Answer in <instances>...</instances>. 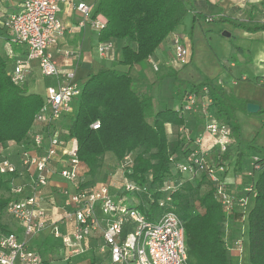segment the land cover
<instances>
[{
	"label": "built area",
	"instance_id": "1",
	"mask_svg": "<svg viewBox=\"0 0 264 264\" xmlns=\"http://www.w3.org/2000/svg\"><path fill=\"white\" fill-rule=\"evenodd\" d=\"M58 3L73 5L80 15L79 27L89 26L100 32L106 25L101 14L92 16L85 0H21L17 9L2 22L8 46L22 49L7 72L11 83L20 89L27 88L33 64L40 76L50 83L45 88L42 105L34 115L27 144L0 145V176H12L10 192L13 199L6 207L5 216L16 225V230L7 224L8 230L0 231V264H42L39 253L28 243L47 228L57 242L58 255L62 254L67 264H73L72 259L76 257L85 260V264H187L183 224L170 206L172 194L180 188L181 181H167L147 193L144 187L126 177L132 166V157L126 155L118 164L122 184L114 192L107 183L80 189L83 173L77 157V142L63 137L61 123L72 113L73 102L81 90L75 72L59 70L50 51L66 31L58 17ZM172 45L175 59L185 65L188 49L177 37L173 38ZM113 50L111 42L97 46L100 56ZM206 94L203 88L201 96L192 91L183 95L180 112H196L197 108H202L207 121L204 131L192 139L190 152L174 165V170L190 180L204 174L214 188L216 201L230 215L235 207L244 209L246 199L236 198L226 189L224 162L217 164L210 153L215 149L218 155H223L232 140L228 126L207 114L205 108L210 105V100ZM98 128V122L91 125L93 130ZM180 132L181 138L189 142V131L182 129ZM205 134L210 145L207 150L203 148ZM256 161L254 158L250 173L258 169ZM54 175L75 189L63 192L65 200L60 219L50 224L41 198ZM244 191L252 193L253 185H247ZM128 193H146V206L156 204L162 212L149 220L139 210V200L127 196ZM156 193L161 197L156 199ZM127 226H131L132 231L123 236ZM226 243L229 253L242 252L239 241L231 245L226 239Z\"/></svg>",
	"mask_w": 264,
	"mask_h": 264
},
{
	"label": "trees",
	"instance_id": "2",
	"mask_svg": "<svg viewBox=\"0 0 264 264\" xmlns=\"http://www.w3.org/2000/svg\"><path fill=\"white\" fill-rule=\"evenodd\" d=\"M188 10L186 0H96L93 16L101 14L106 19L105 27L99 32V42L118 45L120 59L111 61L109 68L93 65L79 98L73 102L75 108L61 123L63 137L77 142V157L84 176L80 189L100 183L113 185L118 181V176L112 178L113 171L105 164L106 155H112L116 164L130 155L132 166L125 175L144 187L147 193L167 181H181L180 188L172 194L170 206L183 224L187 264H233L226 231L237 227L236 216L241 215L238 209L243 211L239 224L246 222L248 227L249 264H264V158L255 157L258 169L249 175L253 194L244 191L247 183L241 191L245 197L240 198H253L250 209L247 210L246 203L244 209L235 207L234 212L227 215L216 201L214 188L204 174L190 180L174 170V165L190 152L193 137L190 136L189 142L181 136L169 141L165 125L183 126V113L167 109L155 113L152 98L136 92L129 73L116 69V66L131 68L148 59L182 24ZM194 18L205 19L197 14ZM211 21L227 23L250 33L264 31V24L251 23L250 18L237 21L220 17ZM7 72L8 61L0 56V145L6 147L10 142L16 146L26 145L42 97L14 86ZM173 75L174 86L178 90L185 88V83ZM203 88L214 108L215 120L227 125L232 142L239 144L240 127L235 112H246L248 101L240 103L232 93L210 79L192 85L186 92L201 96ZM95 122L99 123L97 130L91 129ZM229 148L223 155H218L215 149L211 151L217 164L227 160ZM239 163L240 160H236L235 166L239 167ZM11 180L12 176H0V231L8 230L2 217L9 203L4 194L11 195ZM127 196L139 200V210L149 220L162 212L156 204L146 206V193H128ZM159 197L161 195L156 193L155 198ZM131 231L132 227L127 226L123 236Z\"/></svg>",
	"mask_w": 264,
	"mask_h": 264
},
{
	"label": "crops",
	"instance_id": "3",
	"mask_svg": "<svg viewBox=\"0 0 264 264\" xmlns=\"http://www.w3.org/2000/svg\"><path fill=\"white\" fill-rule=\"evenodd\" d=\"M20 2L21 0H11L10 2L7 0H0V56L8 61L9 70L15 57L22 53V49L16 46H8V36L2 28V22L9 13L17 9ZM85 2L90 6L93 16L96 0H85ZM186 2L189 10L182 24L169 34L165 41L161 43L148 59L131 68L116 66V69L129 73L133 89L136 92L148 94L152 98L155 113L164 109L172 111L180 110L183 100L182 92L185 93L190 89L188 86H185L183 89L179 88V90H173L172 87H174V85L172 86V82L168 79L164 81V83L163 78L173 74L179 75L180 72L184 70L185 66L192 62L194 39L199 43L205 40L206 29L212 24V19L228 17L232 20L246 21L250 18L251 23L264 24V0H186ZM58 7V17L66 31L59 40L57 46L51 48L50 51L53 53L59 70H73L75 72L76 81L85 82L90 75L93 65L109 68L111 66V61L120 59L118 45H115L114 50L106 56H100L98 54L97 46L101 43L99 42V32L92 30L89 26L79 27L80 15L75 11L73 5L58 3ZM195 14L204 16L205 19L195 20ZM221 26L230 32V34L223 32L222 35L225 38L233 35L240 46L235 47L233 50V48L231 49L225 43H222L223 54L226 58L229 57V62H224V58L221 61L219 59L212 60V66H216L221 74L216 77V75L206 72L208 75L207 77L210 80L217 81L226 92L232 93L236 98H243L247 100L248 103H254L261 107L264 99V31L250 33L235 28L227 23H221ZM175 37H177L189 51V56L185 65L179 64L172 56V40ZM208 51L212 53V50L208 49ZM238 64L239 67H237ZM232 69H238L239 74H235ZM248 73L251 76H249ZM192 75L193 74L189 72H185V74L182 73L180 76L183 80H187L191 78ZM37 83H41V86H43L45 90L50 82L44 80L40 76L37 66L33 64L32 74L27 86V94L38 93L34 91ZM151 87L152 89L150 90ZM162 102L164 104H162ZM201 104H204L203 100H201ZM164 105L165 108H160L164 107ZM205 110L207 114L214 117L212 115L214 111L212 106L208 105ZM240 112L244 111L238 110L235 113L241 118L243 116ZM183 117V126L174 127L171 124L165 125V131L169 141L179 138L180 136H178L177 133L180 134L182 129L189 131L190 136L193 138L204 131L207 115L202 112V108H197L196 112L183 113ZM150 122H152V120H150ZM261 123L263 130L264 119L260 121V124ZM231 145L228 158L224 161L226 168V174L224 176L225 187L229 192L235 195V197L237 195L239 198L245 197L244 194L241 193L245 183L240 181V167L235 166L239 153L238 151L241 146H238V142H232ZM203 148L206 150L210 148L209 140L204 142ZM105 158L109 161L114 160L112 155H106ZM115 176L116 175L112 174V178ZM82 179H84V176ZM116 187L119 186H115V184L111 185V190L114 192ZM74 189L72 184L63 181L57 175L51 178L47 187L43 190L41 198V205L46 210L48 223L58 222L61 215V206L65 198L63 192H73ZM247 201L248 199L246 203ZM238 212L242 216L239 209ZM8 226L12 230H16V225L9 220ZM232 234H234L233 230H228L227 240ZM50 235V229L47 228L30 240L28 243L32 246L30 248L35 250V247L39 246L43 250H46V244ZM52 251L59 253L57 245L50 250V252ZM72 263L85 264L86 261L81 257H76L72 259ZM235 264L237 263L235 262Z\"/></svg>",
	"mask_w": 264,
	"mask_h": 264
},
{
	"label": "rangeland",
	"instance_id": "4",
	"mask_svg": "<svg viewBox=\"0 0 264 264\" xmlns=\"http://www.w3.org/2000/svg\"><path fill=\"white\" fill-rule=\"evenodd\" d=\"M223 32L230 34L229 31H227L221 26V23L213 21L212 24L208 26V29H206V32H205L206 38L204 41H200L199 43L196 39H194L195 43H194V49H193L194 52H193L192 62L189 65L185 66L184 70H182V72H180L179 75H176L177 79L179 81L184 82L185 86H188L189 89H191L192 85H199L200 83L203 82L204 79H208L207 77L208 75L206 74V72L216 75V77L221 74V72L218 70L216 66H212L211 61L215 59H219L221 61L224 58L225 60L224 62H229V57H227L228 58L227 59L225 55L223 54L224 51L222 50V46H221L223 45L222 43H225L231 49L233 48V50L235 49V47L240 46L238 41L234 38L233 35L225 38L222 35ZM189 36H190V32H189ZM207 48L212 50V53H210V51H208ZM172 56L175 58V54L173 51H172ZM237 67H239V64L237 65ZM232 71H234L235 74H239L238 69L236 70L232 69ZM185 72H189L190 74H193L192 77L187 80L186 79L183 80V78L180 75L182 73L185 74ZM248 75L251 76L249 73ZM169 77H164L163 82L169 79L172 82V86H173L174 81H175L174 75H171ZM77 85L79 89L82 90L84 82H80L78 80ZM151 89L152 87L150 88V90ZM172 89L178 90L175 86L172 87ZM22 90H24L27 93V88H24ZM34 91L38 92V93L34 92L37 95L41 97L44 96L45 90L43 86H41V83L40 84L37 83V85H35ZM236 99L239 100L240 103H244L247 101L243 98L241 99L236 98ZM162 104L164 103L162 102ZM262 104L263 105L260 107L261 112H259L260 111L259 110L256 114H248V113L240 112L243 116L240 118L237 115V113H235L236 119L240 127V142L238 146H241L239 150H240V153H242L240 155L238 153L237 155V161L240 160V163H239V167H240L239 172L241 174L240 181L244 182L245 184L247 183V185H250V181H251L250 180L251 177L249 176L250 174L249 167H251L250 166V164H252L251 162L253 161L255 157L264 158V129L262 130V123L260 124V121L264 119V99H263ZM165 105L164 107H160V108H165ZM72 107L75 108L74 103ZM177 135L182 136V133L180 134L177 133ZM208 140L209 138L205 134L204 142H207ZM105 164L109 168V171H113L112 174L116 175L115 177L118 176V179H117L118 181H116L115 186H121L122 179H121V171L118 165L119 163L116 164L114 160L109 161L107 159L105 161ZM255 178H256V175H255ZM4 196L5 198L9 200V202L13 199V197L10 194H4ZM252 202H253V198L249 197L247 201V208H248L247 210L250 209ZM242 218H243V215L241 216L237 214L236 216V220H238L237 227L233 228L234 234H232L231 237L229 236L227 240L229 243H231V245L236 240L239 241L242 245V252L233 251L231 254L233 255L232 256L233 264H235V262L237 264H249L248 238H247L248 227H247L246 222L243 225L241 223L239 224ZM2 223L4 225L8 224V219L5 216V214L2 217ZM226 239H227V236H226ZM56 245H57V242L55 238L52 235H50V237L48 238L47 244H46V248H45L46 250H43L39 246L35 247V250L39 253L41 257L42 264H67L66 262L63 261L62 254L58 255V252H55V251L50 252V250ZM29 247H32V246L29 245ZM234 259H235V262H234Z\"/></svg>",
	"mask_w": 264,
	"mask_h": 264
},
{
	"label": "water",
	"instance_id": "5",
	"mask_svg": "<svg viewBox=\"0 0 264 264\" xmlns=\"http://www.w3.org/2000/svg\"><path fill=\"white\" fill-rule=\"evenodd\" d=\"M260 110V107L254 103H248L246 105V112L249 114H256Z\"/></svg>",
	"mask_w": 264,
	"mask_h": 264
}]
</instances>
